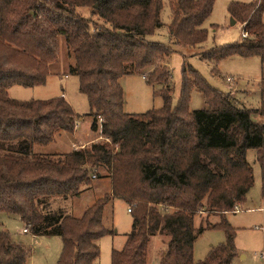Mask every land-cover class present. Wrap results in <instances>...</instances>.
Segmentation results:
<instances>
[{"label":"trees","instance_id":"trees-1","mask_svg":"<svg viewBox=\"0 0 264 264\" xmlns=\"http://www.w3.org/2000/svg\"><path fill=\"white\" fill-rule=\"evenodd\" d=\"M169 3L174 44L203 46L215 0ZM163 7V0H0V212L19 216L34 236L59 234L58 264H98L97 240L114 232L105 224V209L116 199L129 205L133 223L112 264H149L157 234L166 244L160 264H230L236 231L226 214L253 185L251 148L258 151L264 192V80L260 106L241 107L231 92L184 66L174 106L165 62L176 50L147 38L162 25ZM229 11L247 35L196 54L213 65L233 54L256 55L264 64V0L232 2ZM60 36L74 58L70 72L87 96L91 129L100 140L80 151L44 152L57 137L74 133L80 116L64 95L19 100L8 89L46 84L50 65L59 61ZM132 73L163 85L155 91L162 107L125 112L120 78ZM194 89L208 107L190 108ZM97 177H108L110 189L80 216L53 209L52 198L78 196ZM211 214L219 220L213 222ZM206 227L222 228L226 239L197 260L195 240ZM28 254L0 230V264H24Z\"/></svg>","mask_w":264,"mask_h":264},{"label":"rangeland","instance_id":"rangeland-1","mask_svg":"<svg viewBox=\"0 0 264 264\" xmlns=\"http://www.w3.org/2000/svg\"><path fill=\"white\" fill-rule=\"evenodd\" d=\"M163 1L162 25L147 38L169 43L176 50L165 62L170 71L173 87L172 104L175 106L179 100L184 66L186 68L192 66L199 70L211 85L224 92H231L239 106L259 107L262 101L259 83L264 80V64L259 56L246 57L233 54L213 65L203 59L200 54H196V52L210 50L217 45L240 41L243 38L244 25L241 22L232 24L229 6L232 2L250 3L256 0H215L213 11L204 25L208 30L207 40L203 46L194 48L191 46L181 48L170 38L167 28L171 21L170 3L169 0ZM60 43L59 61L50 65V75L46 84L34 87L15 84L8 89L9 95L19 100L48 99L64 95L80 119L84 118L80 121L78 130L57 137L54 143L42 148L44 152L80 151L92 141L100 140L96 132L91 129L87 96L79 89L78 76L70 72L74 58L69 55L63 36H60ZM120 83L124 91L125 112L145 113L163 106L164 99L161 95L155 94V91L163 88L162 84L151 85L145 76L139 73L124 75L120 78ZM189 106L192 110H199L208 107V104L202 93L194 89ZM257 154L258 151L254 148L247 151V160L254 172L252 187L246 194L245 200L235 207L237 211L226 214V219L236 231V255L230 264H264V192L262 168ZM212 168L217 171L216 166L213 165ZM99 170L104 174L108 173L104 166H101ZM109 189V178L97 177L91 185H83L78 196L52 198V207L80 216L88 206L103 197ZM210 219L213 222L219 220L212 214ZM104 220L106 226L114 229V232L97 240L100 247L97 263L112 264L113 251L124 247L127 234L132 230L133 217L129 205L124 200H114L106 206ZM24 227L25 224L19 216L0 212V230L9 231L13 239L22 243L29 252L24 264H58L63 248L61 236L55 233L34 236L29 232H24ZM225 239L226 234L222 228H204L195 240V258L197 260L205 258L212 246L224 242ZM165 249L164 237L161 234L154 236L150 244L149 264H160Z\"/></svg>","mask_w":264,"mask_h":264},{"label":"built area","instance_id":"built-area-1","mask_svg":"<svg viewBox=\"0 0 264 264\" xmlns=\"http://www.w3.org/2000/svg\"><path fill=\"white\" fill-rule=\"evenodd\" d=\"M246 35H247V33H243V36H246ZM229 80H231V79H229ZM102 121H103V118L101 117V118H100V122H102ZM76 147H77V146H76ZM129 210L131 211V209H129ZM235 211H237V208H236ZM23 231H24V232H28V228L25 227V228L23 229Z\"/></svg>","mask_w":264,"mask_h":264},{"label":"crops","instance_id":"crops-1","mask_svg":"<svg viewBox=\"0 0 264 264\" xmlns=\"http://www.w3.org/2000/svg\"><path fill=\"white\" fill-rule=\"evenodd\" d=\"M238 21H236V23H237ZM235 23V24H236ZM82 120H84L83 118H81L80 120H79V123L77 124V130L80 128V121H82ZM235 212V211H234ZM25 228V227H24Z\"/></svg>","mask_w":264,"mask_h":264},{"label":"water","instance_id":"water-1","mask_svg":"<svg viewBox=\"0 0 264 264\" xmlns=\"http://www.w3.org/2000/svg\"><path fill=\"white\" fill-rule=\"evenodd\" d=\"M231 21H232V24L236 23V20L233 17H232Z\"/></svg>","mask_w":264,"mask_h":264}]
</instances>
